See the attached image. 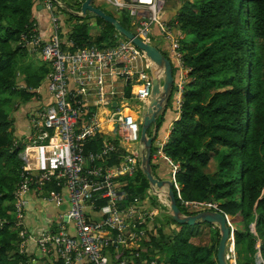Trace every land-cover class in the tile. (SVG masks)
I'll list each match as a JSON object with an SVG mask.
<instances>
[{"label": "trees", "instance_id": "16d2710c", "mask_svg": "<svg viewBox=\"0 0 264 264\" xmlns=\"http://www.w3.org/2000/svg\"><path fill=\"white\" fill-rule=\"evenodd\" d=\"M39 1L43 0H0V216L9 220L0 230V264L35 259L25 249L21 251L22 227L16 224L13 204L24 164L20 152L25 140L16 135L14 118L5 106L16 109L22 102L38 100V91L51 70L19 43L35 27L33 11ZM64 1L77 11L83 2ZM56 7L63 22L60 28L61 36L66 37L65 48L117 44L121 34L100 16L94 15L97 22L92 27V13L80 17ZM105 11L134 31L132 21L129 25L117 12ZM172 21L176 22L175 32L185 34L180 50L190 68L189 80L180 117L173 122L164 146L172 163L164 158L155 163L152 156L153 171L159 178H173L174 165L178 164L173 190L180 209L195 214L212 208L230 215L237 264H264L258 263L257 255L260 249L264 259V0H187ZM94 29L99 33L93 34ZM169 103L167 109L172 107L171 100ZM166 113L157 119V135ZM115 143L120 151L97 164L121 162L123 147L119 141ZM103 144L104 136L98 134L86 143L85 151H98ZM155 151L153 146L152 154ZM212 162L215 170L209 171ZM119 180L127 193L124 205L135 197L152 199L148 179L140 168L135 176ZM209 198L215 206L182 204V199L203 203ZM104 203L101 199L98 204ZM219 240L215 224H179L163 211L140 241L138 251L140 258H156L162 264H219Z\"/></svg>", "mask_w": 264, "mask_h": 264}, {"label": "built area", "instance_id": "2783aa9c", "mask_svg": "<svg viewBox=\"0 0 264 264\" xmlns=\"http://www.w3.org/2000/svg\"><path fill=\"white\" fill-rule=\"evenodd\" d=\"M106 1L117 9H128L135 17L133 32L145 42L156 44L155 27L168 42L166 52L173 59L175 71L172 97L180 114L190 68L180 50V40L184 36L173 30L176 22L165 19L167 0ZM42 3L52 21L49 38L43 39L35 25L19 43L50 64L47 75L50 102L29 114L30 131L20 152L24 164L14 190L16 224L23 227L27 197L35 192L57 205L69 203V208L60 216L57 230L43 231L35 237L42 254L52 255L62 264H162L156 258L149 261L140 258L138 249L142 246L140 241L166 207L165 203L168 205V200L159 195L160 203L146 208L147 201L135 197L130 204L124 205L127 193L119 180L121 176H135L139 169L140 157L135 146L140 139L142 120L141 123L138 120L142 114L138 116L131 111L128 103L133 98L138 109H143L150 101L152 61L143 49L127 38L104 47L65 48L56 3L54 0H43ZM117 80L131 88L130 97L124 98L123 91L116 88ZM114 101L118 102L117 106H113ZM92 102L95 111L89 108L88 103ZM101 108L104 112L99 116ZM113 131L115 135L111 134ZM98 134L104 136L102 148L86 153V143ZM106 135L119 136V142L123 143L119 164H97L120 151ZM165 144H156L154 158L167 156ZM177 168H173L174 182ZM49 185L54 187L49 188ZM176 187L179 189L178 183ZM101 199L105 203L99 206ZM182 204L185 207L193 204L194 208L203 205L183 199ZM91 208H98L103 217L91 218ZM8 221L0 216V230ZM20 236L23 251L26 240L32 236H26L25 230H21ZM22 264L35 263L30 260Z\"/></svg>", "mask_w": 264, "mask_h": 264}, {"label": "water", "instance_id": "95a60500", "mask_svg": "<svg viewBox=\"0 0 264 264\" xmlns=\"http://www.w3.org/2000/svg\"><path fill=\"white\" fill-rule=\"evenodd\" d=\"M56 5L65 8L67 11L74 13L80 17L87 16L88 13H94L105 21L111 23L118 33L125 38L132 40L138 47L143 49L147 56L151 59V75L153 79V88L151 98L148 104L143 108L141 115V132L138 146V154L140 157L139 168L148 179L151 192L154 196L162 195L168 200V205L163 211L170 215L179 224L195 225L199 222L212 223L218 226L220 232V240L217 246V260L219 264H232L229 260L228 246L230 240H234V232L229 215L218 209H204L195 214L184 213L177 202L175 192L173 190L174 180L172 178H159L153 171L151 159L154 141L157 138V119L166 111L171 97L175 82L174 65L168 55L155 43L145 42L133 31L124 27L121 21L115 16L107 13L102 8L94 4V0H83L80 10L77 11L67 5L62 0H54ZM129 1V0H127ZM39 7H43L39 5ZM113 106H117V102H113ZM102 115V112L99 116ZM151 129V132L149 130ZM213 199L209 198L206 205L211 207ZM255 232V223L252 224ZM260 248V241L257 243ZM259 257L258 263L264 262L261 250L257 252Z\"/></svg>", "mask_w": 264, "mask_h": 264}, {"label": "crops", "instance_id": "0c3cea01", "mask_svg": "<svg viewBox=\"0 0 264 264\" xmlns=\"http://www.w3.org/2000/svg\"><path fill=\"white\" fill-rule=\"evenodd\" d=\"M63 2L65 1L63 0ZM94 4L113 14L117 10L115 6H113L106 0H94ZM39 5H42L43 7L40 8ZM94 15L96 14L92 13L89 19V23L92 25V27H95L96 22H97V18L94 17ZM33 16H34L35 25H36V28L39 34L43 37V39H48L52 31V21H51V16H50L49 11L44 7L41 1L37 3L33 11ZM165 19L168 20L167 14H165ZM132 25H133V22H132ZM61 26H63V22L61 23ZM64 30L66 29L64 28L63 31ZM93 32H94L93 34L99 33L98 29H94ZM154 34L156 35V39H155L156 44H159V46L161 48H164L165 50H166V47L169 48L168 42H166L163 39V36L159 32L157 27L154 28ZM62 37H63V40L66 38L65 36H62ZM38 55L39 54L37 53L33 54L34 58L36 59H38L37 58ZM41 61L44 62L42 58H41ZM47 66L50 67V64L49 65L47 64ZM21 77H23V75H21ZM115 83H116V88L121 92L123 91L121 94H124V98L130 97L131 91H132L131 88H129L128 86H125L122 80H117L115 81ZM44 85H46L45 88H43ZM38 92L40 96L38 100L32 99V100L27 101L26 103L22 102L16 109H12L11 115L14 118V126H15L16 135L21 140L22 139L26 140L28 133L30 131L29 114L31 113V111L38 108L40 105L48 104L50 102L49 94L47 91V78L43 81V84L41 85ZM117 99H121V97H118ZM88 104L91 110H94V111L96 110L94 102L88 103ZM139 109H138V106L136 109L130 108V110L133 112H136L138 116L139 114H142L143 112L142 108H139ZM166 111L167 113H166L165 122L162 125L160 134L157 135V138L154 141L155 142L154 146H156V144L159 142L167 143L171 128L173 126V122L177 120L180 116L179 110H177L175 106H172L166 109ZM101 112L103 114L104 112L103 108L100 109V113ZM111 134L115 135V132L113 131L111 132ZM120 145H123V143L120 142ZM137 146L138 144H136L135 147ZM161 158H164L168 160L170 163H172V161H170V159L167 156L161 157ZM153 159H154V162L156 163L157 160L160 158L156 159L153 156ZM163 178H172V176L170 177L167 176ZM63 192H65V195H67L66 188L63 189ZM149 193L151 194V189L149 190ZM27 198H28V204L26 205V208H25V223L22 227V230H25L26 236H32V237L26 240L24 249L31 256H34L33 258L35 259L33 260L35 264H59V261L54 256L42 254L41 252H39L35 237L37 238L43 231L57 230L58 221L60 220V216L69 208V203L64 202L62 205H57L53 202H49L45 200L43 195L35 193V192H31V194H29ZM97 209L91 208L89 210V213H90L91 218L98 220V219H101L103 216L101 215L100 211ZM76 264H90V263L81 262V263H76Z\"/></svg>", "mask_w": 264, "mask_h": 264}, {"label": "rangeland", "instance_id": "374dc122", "mask_svg": "<svg viewBox=\"0 0 264 264\" xmlns=\"http://www.w3.org/2000/svg\"><path fill=\"white\" fill-rule=\"evenodd\" d=\"M187 2V0H167V5H166V7H165V12H166V14L168 15V20H171V22H172V17L176 14V12L178 11V9L180 8V6H181V3L182 4H184V2ZM57 11H58V13H59V10L57 9ZM116 12L118 13L117 15L119 16V17H121V19L123 20V22L124 23H128L129 22V25H130V23H131V21L132 20H135V17L133 16V15H131L130 13H129V11H128V9H126V8H120V9H117L116 10ZM59 16H60V13H59ZM60 22H61V17H60ZM174 31H175V27H174V29H173ZM94 32H96V31H94ZM184 37L183 38H185V34H182ZM118 39H126L124 36H122V35H119L118 36ZM182 40V39H181ZM157 45H159V44H157ZM167 48V47H166ZM34 53V52H33ZM165 53L168 55V57L171 59V61L173 62V59H172V57H171V55L170 54H168V52H166L165 51ZM37 61L38 60H41V56L40 55H38L37 56ZM48 65H49V63H47ZM46 87V85H44V87L43 88H45ZM174 91V90H173ZM171 101H172V104H174V105H172V106H175L176 104H175V99L173 98V97H171ZM169 104H171V103H169ZM137 105H138V103L133 99V98H131L130 99V102L128 103V107H130V108H132V109H136L137 108ZM5 108L10 112V113H12V106L11 105H6L5 106ZM139 116H140V114H139ZM140 123H141V119L139 118V120H138ZM29 122H30V120H29ZM140 130H141V127H140ZM107 139H108V141H115V142H118L119 141V136H117L116 138H113L112 136H109V135H106L105 136ZM154 145H155V142H154ZM175 166L176 167H178V164H175ZM174 166V167H175ZM215 162H212L211 164H210V166H209V168H208V170L209 171H213V170H215ZM173 172V171H172ZM151 194H152V192H151ZM151 197H152V199L151 200H149V201H147V205L145 204V206H146V208H147V206L148 207H154L156 204H159L160 203V201H158V200H160V198L158 197V195L157 196H154L153 194L151 195ZM155 203V204H154ZM207 202H203V205H199L198 207H202V206H204L205 204H206ZM165 205L167 206V203H165ZM214 204L212 203V206H213ZM215 206V205H214ZM166 207H163V209H165ZM229 219H231V216L229 215ZM156 220H157V218H156ZM232 225V228H235V226H234V224H231ZM228 254H229V260H230V262L232 263V264H237V253H236V251H235V242H234V240H230V242H229V246H228Z\"/></svg>", "mask_w": 264, "mask_h": 264}]
</instances>
